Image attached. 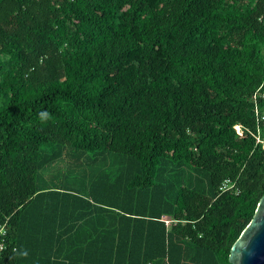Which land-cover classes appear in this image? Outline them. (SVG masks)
Listing matches in <instances>:
<instances>
[{
	"label": "trees",
	"instance_id": "obj_1",
	"mask_svg": "<svg viewBox=\"0 0 264 264\" xmlns=\"http://www.w3.org/2000/svg\"><path fill=\"white\" fill-rule=\"evenodd\" d=\"M263 86L264 0H0V264H230Z\"/></svg>",
	"mask_w": 264,
	"mask_h": 264
},
{
	"label": "water",
	"instance_id": "obj_2",
	"mask_svg": "<svg viewBox=\"0 0 264 264\" xmlns=\"http://www.w3.org/2000/svg\"><path fill=\"white\" fill-rule=\"evenodd\" d=\"M264 102V86L262 92ZM230 264H264V193L254 216L230 248Z\"/></svg>",
	"mask_w": 264,
	"mask_h": 264
},
{
	"label": "built area",
	"instance_id": "obj_3",
	"mask_svg": "<svg viewBox=\"0 0 264 264\" xmlns=\"http://www.w3.org/2000/svg\"><path fill=\"white\" fill-rule=\"evenodd\" d=\"M232 187V185H230L228 183V181H224L221 184L220 190L221 191H225L228 190ZM7 229H6V223H0V256L2 255V253L7 249Z\"/></svg>",
	"mask_w": 264,
	"mask_h": 264
},
{
	"label": "rangeland",
	"instance_id": "obj_4",
	"mask_svg": "<svg viewBox=\"0 0 264 264\" xmlns=\"http://www.w3.org/2000/svg\"><path fill=\"white\" fill-rule=\"evenodd\" d=\"M131 71H133V70L131 69Z\"/></svg>",
	"mask_w": 264,
	"mask_h": 264
}]
</instances>
